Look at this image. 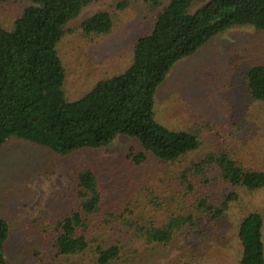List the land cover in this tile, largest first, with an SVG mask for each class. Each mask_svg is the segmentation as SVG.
<instances>
[{
    "label": "rangeland",
    "instance_id": "374dc122",
    "mask_svg": "<svg viewBox=\"0 0 264 264\" xmlns=\"http://www.w3.org/2000/svg\"><path fill=\"white\" fill-rule=\"evenodd\" d=\"M206 1L194 0L191 11ZM123 2L121 9L118 4ZM28 3L0 0L3 27L9 29ZM101 10L111 14V30L84 33L81 21ZM154 17L146 0H92L84 7L56 44L65 70V99L77 100L99 80L123 72L131 63L136 40L149 33ZM255 65H264V32L235 25L166 72L154 90V120L169 130L190 132L198 140L195 149L168 164L143 152L138 141L127 136L102 148L69 154L10 137L0 147V220L9 225L3 244L7 264H96L91 251L59 255L55 248L59 221L80 203L77 175L85 168L97 175L103 188L101 211L90 216L94 235L106 242L131 241L134 246L112 264H238L237 227L249 212L262 218L264 259V189L239 187L240 198L226 216L214 219L198 212L194 229L175 234L166 245L135 240L123 224L132 219L145 227L158 224L167 217L165 211L190 205L194 189L188 193L185 184L174 183L175 187L168 182L207 154L226 153L244 167L264 169V104L249 96L245 79ZM141 152L146 158L137 163L134 158ZM206 178L214 193L231 189L219 184L215 173Z\"/></svg>",
    "mask_w": 264,
    "mask_h": 264
},
{
    "label": "trees",
    "instance_id": "16d2710c",
    "mask_svg": "<svg viewBox=\"0 0 264 264\" xmlns=\"http://www.w3.org/2000/svg\"><path fill=\"white\" fill-rule=\"evenodd\" d=\"M146 1L155 12L153 25L149 33L136 40L129 66L99 80L74 101L64 97L65 70L56 44L67 24L92 0H29L9 29L0 21V147L16 136L69 154L102 148L118 136H127L135 138L143 152L165 164L195 149V135L169 130L154 120V90L177 60L192 55L228 28L250 25L264 32V0H207L193 11L194 0ZM118 5L123 9L126 3ZM112 24L111 14L101 10L83 19L80 28L86 34H105ZM245 79L249 96L264 104V65L251 67ZM143 152L134 158L137 163L145 160ZM212 173L219 184L231 189L214 193L206 178ZM168 183L175 187L185 184L188 193L194 189L190 205L165 211L163 222L147 227L137 219L124 220L135 240L151 246L166 245L175 234L194 229L198 212L223 218L240 198L239 187L264 189V169L244 167L226 153L207 154ZM77 185L80 203L59 221L57 253L91 251L96 264H112L128 255L127 249L134 248L131 241L106 242L94 235L90 216L101 211L103 199L97 175L85 168L77 175ZM261 229L262 218L257 212L240 219L236 233L241 247L238 264H264ZM8 232V223L0 220V264H7L3 244Z\"/></svg>",
    "mask_w": 264,
    "mask_h": 264
}]
</instances>
